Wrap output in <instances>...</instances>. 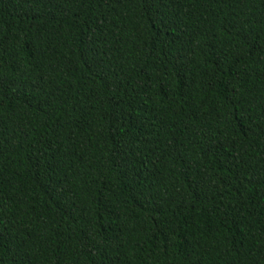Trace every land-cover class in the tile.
Segmentation results:
<instances>
[{"label":"trees","instance_id":"1","mask_svg":"<svg viewBox=\"0 0 264 264\" xmlns=\"http://www.w3.org/2000/svg\"><path fill=\"white\" fill-rule=\"evenodd\" d=\"M0 264H264V0H0Z\"/></svg>","mask_w":264,"mask_h":264}]
</instances>
